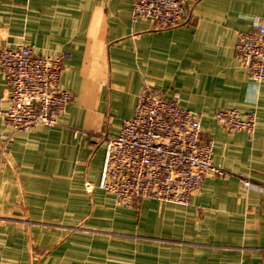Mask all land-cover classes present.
<instances>
[{
	"label": "crops",
	"instance_id": "crops-1",
	"mask_svg": "<svg viewBox=\"0 0 264 264\" xmlns=\"http://www.w3.org/2000/svg\"><path fill=\"white\" fill-rule=\"evenodd\" d=\"M189 2L191 25L158 30L133 19V0H0V49L62 56L73 95L55 127L12 134L0 118V264H264V84L236 54L264 0ZM146 83L200 116L228 173L188 206L120 207L99 188L103 136L134 116ZM9 93L0 70L4 108ZM229 109L257 112L253 139L216 123Z\"/></svg>",
	"mask_w": 264,
	"mask_h": 264
},
{
	"label": "built area",
	"instance_id": "built-area-1",
	"mask_svg": "<svg viewBox=\"0 0 264 264\" xmlns=\"http://www.w3.org/2000/svg\"><path fill=\"white\" fill-rule=\"evenodd\" d=\"M132 15L135 20H149L158 30L193 22L189 0H133ZM236 54L258 89L264 84V19L239 34ZM63 68L62 56L39 54L27 43L0 49V70L10 88L8 107L0 98V118L12 134L59 125L73 99L61 87ZM214 120L230 131L245 132L249 139L256 133V111L219 110ZM203 135L200 116L181 106L177 93L167 98L163 91L144 84L134 116L122 123L118 134L103 136L99 188L120 207L130 208L139 200L188 206L207 178L228 175L214 164V143L204 141ZM243 184L250 187L251 181L244 179ZM87 188L92 191L91 184Z\"/></svg>",
	"mask_w": 264,
	"mask_h": 264
}]
</instances>
